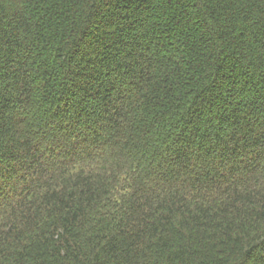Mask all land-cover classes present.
<instances>
[{"label":"trees","instance_id":"trees-1","mask_svg":"<svg viewBox=\"0 0 264 264\" xmlns=\"http://www.w3.org/2000/svg\"><path fill=\"white\" fill-rule=\"evenodd\" d=\"M0 264H264V0H0Z\"/></svg>","mask_w":264,"mask_h":264}]
</instances>
